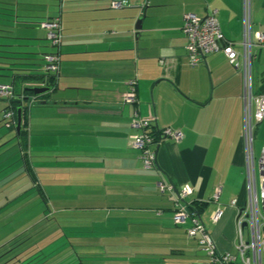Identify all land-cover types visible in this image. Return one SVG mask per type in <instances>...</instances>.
<instances>
[{"label":"crops","instance_id":"crops-1","mask_svg":"<svg viewBox=\"0 0 264 264\" xmlns=\"http://www.w3.org/2000/svg\"><path fill=\"white\" fill-rule=\"evenodd\" d=\"M29 1L31 5H22L18 11L19 28H26L28 20L39 22L59 16L63 32L61 65L53 88L30 103L24 125L26 153L16 132V171L6 172L10 167L5 161L0 164L3 207H11L26 192L31 200L40 202V195L50 200L47 191L56 193L55 185L63 182L65 198L78 196L82 202H90L75 208L81 213L70 216L78 218L70 225L75 243L89 251L85 252L89 259L84 262L137 264L136 254L142 253L137 246L140 243L142 249H150L139 255L145 257V264H199L204 258H191L193 238L187 236L184 224L173 222L174 195L157 188V183L164 181L174 187L176 195L188 185L191 193L184 200L203 205L199 215L217 249L234 252L236 231L233 234L232 223L234 220L235 230L238 209L230 203L237 198L238 205L243 204L246 175L243 75L222 50L207 53L201 64L191 66L182 26L187 13L205 17L215 11L225 41L239 42L243 34L242 0H122L121 8L112 7V0H58V10L51 8L55 4L47 0ZM34 5L40 6L39 11L33 12ZM137 19L140 28L135 27ZM252 31L264 32V0H252ZM42 32L40 36L31 31L26 33L29 36L24 32L14 36L17 40L37 39L33 51L40 57L50 51L39 49L45 35ZM24 49L17 46L16 51ZM237 50L241 64V48ZM30 68L35 65L18 66L20 70L13 72L25 74L32 72L24 70ZM262 71L264 67L255 66V91ZM23 80L21 75L12 77L16 93L20 91L16 89L17 81ZM132 84L135 100L126 102L125 94ZM34 85L25 83L27 87ZM135 114L153 120L160 129L182 134L180 139L161 134L152 146L156 165L151 169L143 167L139 150L129 145V137L139 132L132 126ZM43 135L48 139L40 140ZM30 173H34L35 180ZM77 187L78 193L74 191ZM217 207L223 213L212 222L210 214ZM72 209L65 206L60 211ZM207 209L209 215L203 219ZM25 212L21 209L14 216L23 217ZM96 215L115 218L114 227L104 226L103 222L95 227L99 222ZM9 218L0 237V257H7H1L0 264H46L43 251L50 249V242L40 244V237L49 236V223H42L39 229L41 223L37 220L38 229L33 233L27 229L34 223L21 230L5 227L14 221L12 216ZM72 252L66 249L52 264H69V253L73 259L84 258ZM152 255L157 256L156 260H151ZM166 255L175 259L161 257Z\"/></svg>","mask_w":264,"mask_h":264},{"label":"built area","instance_id":"built-area-1","mask_svg":"<svg viewBox=\"0 0 264 264\" xmlns=\"http://www.w3.org/2000/svg\"><path fill=\"white\" fill-rule=\"evenodd\" d=\"M243 11V34L239 42H227L221 32L216 12L212 11L205 17L194 13H187L184 18L182 31L186 38V51L191 66H197L204 61L205 55L210 52L222 50L228 61L235 67H240L243 75V142L245 147L246 161V197L242 205H238L237 198L231 200V206L238 209L235 219L236 242L235 251H219L214 243L210 231L201 220L196 210L189 208V203L184 199L191 193V188L184 185L178 194H174V187L164 181L157 183L161 193L169 192L174 195L175 206L173 221L176 224H185L188 237L194 238L198 247L204 253V259L199 264H264V147L258 160L259 176L256 171L254 155V134L258 123L264 119V93L257 92L253 87L252 60L254 57L253 47L264 46V32L252 31V0H242ZM111 6L121 8L122 0H112ZM41 26L46 29V36L54 46L53 52L44 56L45 61L42 69L44 72L58 74L61 65L59 48L63 41L62 23L60 17L43 21ZM241 48L242 63L239 64V51ZM46 78L35 84L45 86ZM14 87L11 84L0 83V96L13 97ZM126 102H134L135 87L133 84L124 97ZM3 118L7 126L16 123L13 111L6 110ZM151 119L138 118L137 114L132 121V126L139 132L129 137V145L139 150V157L145 169H151L156 165V151L152 147L158 143L146 132ZM171 135L180 139L182 134L175 130L166 129L164 136ZM219 188L216 189L213 198L217 200ZM242 211L240 212V210ZM223 210L217 207L210 214L212 222H217L222 216Z\"/></svg>","mask_w":264,"mask_h":264},{"label":"rangeland","instance_id":"rangeland-1","mask_svg":"<svg viewBox=\"0 0 264 264\" xmlns=\"http://www.w3.org/2000/svg\"><path fill=\"white\" fill-rule=\"evenodd\" d=\"M47 2L48 3L51 2V3L55 4V6H53V5L51 6V8H55V10H58L57 9L58 6L61 7V5L58 4V0L57 1L56 0H47ZM37 7H40V6L34 5L33 12L39 11V10H37ZM12 31L11 32H5L4 34L6 36H9V37H10V35L14 36V35H17L18 33H21V32H24L25 33L24 35L29 36V34H26L27 31H31L36 36L42 35V33H43L42 31H44V34H45V29L44 28L42 29V27L38 23L33 24L32 26L26 27V28L16 27ZM9 37L2 38L3 42H9V43L19 42L21 44H27V45H29V43L33 44L35 42L36 43L39 42L38 40H35V39L17 40L16 38L10 39ZM42 38H43V40H42L43 44L40 46L41 48H39V49L41 51L45 50V49L50 50V48H52V47H49L48 40L45 39V35ZM262 47H264V46H260L259 48L257 46L253 47V53H254V59L252 61L253 86L256 85V77L254 76L255 75V66L260 67L261 69H262V67H264V51L261 52ZM3 48L6 49L7 47L5 46ZM20 48L27 49L26 47H20ZM15 61L23 62V61H25V59H16ZM34 65H35V68L40 67L38 64H33V66ZM18 66H22V64L21 65L20 64H18V65L17 64L6 65L5 67L3 66V64H0V83L10 82L12 79V72L16 71V67H18ZM23 66H25V65H23ZM19 87H20V82L17 81V83H16L17 91H19V89H20ZM5 105H6V100H4L2 97H0V143L3 142V144L0 145V159L3 160L2 162H0V164L5 161L6 165H8V168L10 167L9 169L7 168L8 170L6 172H9V171L13 172V171H16V166H19V163H17L15 161V158H14V154H16L15 149H14L15 148L14 145L16 144L17 137H16V129L14 127H8L5 123L6 122L5 119L2 116L3 109H4ZM3 133H4V136H3ZM40 138H41L40 140H42V141H44V139H48V137L45 135H43ZM253 146H254V155H255V160H256V168H257L256 173L259 176L258 160H259V157L261 154V149H262V147H264V119H262L261 122L258 123V125L256 127L255 134H254ZM31 155L33 157V153ZM0 174H2L1 171H0ZM40 175L43 176L42 174H40ZM0 177H1L0 178V184H3V174ZM246 182H247V180H246V175H245V190H244L245 193H244L243 200L246 197ZM76 185L80 186L78 184H76ZM63 186H65L64 183L58 181V183L55 185V189H54V190H56V188H57V192L56 193H54V192L49 193V191H47L46 196L47 197L51 196L50 200H47L46 197H45L46 199H44V198L42 199V197L40 195V199H41L40 202L29 199L28 198L29 194H28V192H26L23 195V198H19V199L14 200L13 203L11 204V207H10V205L8 207H3V194L1 193V195H0V197H1V199H0L1 200L0 201V237L3 235V224H5V222L7 220H9L10 219L9 217H11V216H12V220H14V221L9 222L5 225V227L10 228L11 230H13V229H15V230L20 229L21 230L22 228L25 229V228L30 227L32 225V223H34L35 225H32L30 229H27V231L32 230L33 233H36V230L38 229V227H37L38 222H36V221L40 220L39 222L41 223V225L39 226V229H41L43 227L42 223L45 224V222H46V223H49V225H50L49 236H47L48 235L47 234L44 239H41V237H40L41 234H39V235L34 234V236L40 237V240H41L40 244H43L44 240L50 242L49 243L50 249L43 251V253L47 256L44 263L47 264L50 262L52 264L53 262H55V260L58 257H60L64 254V251L66 249L71 250V253H73L72 251H74L75 253L76 252L79 253L80 256H84L83 259L75 258L76 259L75 260L71 257L70 253L67 254L66 258H67V261L69 262V264H74L75 262H77V264H81L80 260H84V261L88 260L89 258L87 259V254L85 252H89V251L88 250L86 251V249L82 250V249L78 248L77 244L75 243V238L73 236L74 231H71V229H70L71 223H76V220H78V218L70 217V216L71 215L75 216L76 214L81 213L82 210L75 209V208H78L79 206L84 205V203L89 204L90 202H87V201L82 202L78 198V196L73 197V199L65 198L64 192H63V188H64ZM42 187L44 188L43 185H42ZM45 187L49 188L51 186L46 185ZM72 187L74 188L73 185H72ZM77 190H78V187L74 191L76 192ZM76 193H78V191ZM239 203L242 204V201H240ZM15 204H17L18 207H12ZM65 206H70L73 209L70 211H68V210L63 211V212L60 211L63 208H65ZM21 209H24L26 211L25 215L23 217L14 216V215H17L19 210H21ZM235 210L237 211V209H235ZM99 213H102V212L99 211ZM91 214H95V213H91ZM48 215H50V217H47ZM208 215H209V210L207 209L201 217L203 219H205L208 217ZM95 218L97 220H99V222L95 225V227L96 226L98 227L100 224H102V222L104 223V226H108L111 224L113 226L114 221H115V218L113 219V217L105 219L103 217H100V215H96ZM122 221H125V220H122ZM189 224H190V219L188 218L187 222L184 224V226L182 225V227L185 229ZM59 225H60V227H59ZM126 225H128V224L126 223ZM232 225H233V234H235L236 228L234 230V220H233ZM56 228H57V230L55 232L51 231V230H54ZM105 228L108 229L109 227H105ZM128 234L131 235L132 232H129ZM34 236H32V238ZM193 239H192L191 244L194 248L191 249V254H192L191 258L192 259H194V258L195 259H201V258L203 259L204 253L198 249L196 241H194ZM61 240H63L64 243H60ZM1 241L3 242V238H0V243H1ZM137 246H138V249H140V251L142 253L136 254L137 257H136L135 261L137 264H145V262H144V261H146L145 257L139 256V255H143V252L146 253L147 251H150V249L149 248L142 249L144 247L143 246L140 247V243H137ZM63 247H66V248H63ZM63 249H65V250H63ZM134 251L138 252L139 250H134ZM154 252H158V251H154ZM166 252L167 251H163V253H166ZM0 253H2V251ZM81 254H83V255H81ZM147 255H148V257H150L149 254H147ZM4 256L7 257V254L2 255L1 257H4ZM133 256H134V254L132 253L130 257H133ZM152 257H153V259L150 258L151 260H156L154 257H157V256L152 255ZM161 257H164L167 261H172L175 259V258H170L171 256H169V255L161 256ZM132 260H133V258H132ZM183 263H186V260H184ZM6 264H8V262ZM186 264H195V262H193V263L188 262Z\"/></svg>","mask_w":264,"mask_h":264},{"label":"trees","instance_id":"trees-1","mask_svg":"<svg viewBox=\"0 0 264 264\" xmlns=\"http://www.w3.org/2000/svg\"><path fill=\"white\" fill-rule=\"evenodd\" d=\"M22 5H31V2L29 0H0V64H3V66L5 67L6 65H14V64H17V65L22 64V66L23 65H31V64L33 65V63H34V64H38L40 67L34 68V69H32V68L24 69L26 71H32V72H28L25 74L13 72L12 77L16 78L19 75H21L24 79L23 82L20 83L19 93L18 92L16 93V91L14 89L15 94L13 97H3V96H0V97H2L4 100H6V105L3 109V113L6 110H11V111H13L14 116L16 117L17 108L21 107L22 124H21V128H20V133H19V137H20L19 140H20V145H21V148L23 150V153H26L25 149H26L27 144H26V140L24 139V130H25L24 125H25V123H27L26 114L28 113L30 103L34 102L35 99L42 94L34 95L32 91H29L28 89H26L27 86H25V83L28 82V83L36 84L40 81H43L46 78V80L48 81L47 85L50 86L52 89L53 86L55 85L54 82H55V79H56L58 74L44 72L42 69L43 63L45 61L44 56L50 52H53V50H54V46L51 44V42L48 40V38L46 36V29L45 28H44L45 29V39L48 40L49 47H52V48H50V51L40 54L41 55L40 57L38 56L39 54L37 52L33 51V48L36 47L35 44L29 43V45H27V44H21V43L16 44L13 42H11V43L3 42L2 38L9 37V36H6L4 34L5 32H11L14 28L20 27L19 23L21 21L18 20V11L23 9ZM25 9H27L28 11L33 10L30 8L29 9L25 8ZM55 17H59V16L50 17L48 19L39 21L37 23L41 26V23L43 21L50 20V19H53ZM26 23L28 24L27 27H30L33 24H35L36 22L34 20H28V21H26ZM9 38L13 39V38H15V36L10 35ZM32 39H34V38H32ZM35 40H37V39H35ZM5 46L7 47L6 49L3 48ZM17 46L26 47L27 49H24L25 52H21V51L18 52V51H16ZM257 47L259 48L260 46H257ZM17 54H20V55L22 54V55H26V56L24 58L18 57V56H16ZM27 55H29V56H27ZM16 59L30 60V62H28V63L27 62H18V61H15ZM253 59H254V57H253ZM16 70L19 71L20 69H16ZM36 78H40V80L34 82V80ZM10 82L11 83H4V84H11V85H13V87H15L14 83L12 81H10ZM21 84L23 85V87H21L22 86ZM28 87H30V86H28ZM253 87L255 89V86H253ZM257 92L264 93V71H262V73H261V80H260V84L258 86ZM15 126H16V123L11 124L8 127H14L15 128ZM146 132L148 134H150L154 138V140L157 142L158 139L160 138L161 134L164 135L165 129H160V128L154 126V123L151 122L149 124L148 128L146 129ZM26 156L27 155L24 154L25 164H26ZM30 174H31V177L34 178V180H35L36 177L34 176V173H30ZM37 186H39V182L37 183ZM202 206L203 205L200 203H195V202L189 203V208L192 210H196L198 213H200ZM177 225H179V224H177ZM80 262H81V264H88V263L84 262V260H80ZM97 264H99V263H97Z\"/></svg>","mask_w":264,"mask_h":264},{"label":"water","instance_id":"water-1","mask_svg":"<svg viewBox=\"0 0 264 264\" xmlns=\"http://www.w3.org/2000/svg\"><path fill=\"white\" fill-rule=\"evenodd\" d=\"M140 19H137L136 22V28H140ZM26 89H28L29 91H32L34 95H40L43 94L45 92L50 91L51 87L48 85L45 86H31V87H27ZM21 124H22V114H21V107L17 108L16 111V132L19 134L20 133V128H21ZM242 211V209L240 210V212Z\"/></svg>","mask_w":264,"mask_h":264}]
</instances>
